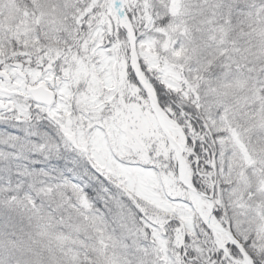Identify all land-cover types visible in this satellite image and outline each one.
Instances as JSON below:
<instances>
[{"label":"snow or ice","instance_id":"obj_1","mask_svg":"<svg viewBox=\"0 0 264 264\" xmlns=\"http://www.w3.org/2000/svg\"><path fill=\"white\" fill-rule=\"evenodd\" d=\"M0 264H264V0H0Z\"/></svg>","mask_w":264,"mask_h":264}]
</instances>
